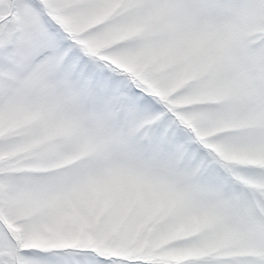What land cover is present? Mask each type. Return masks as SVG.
Returning a JSON list of instances; mask_svg holds the SVG:
<instances>
[{
	"label": "snow or ice",
	"instance_id": "1",
	"mask_svg": "<svg viewBox=\"0 0 264 264\" xmlns=\"http://www.w3.org/2000/svg\"><path fill=\"white\" fill-rule=\"evenodd\" d=\"M0 264H264V0H0Z\"/></svg>",
	"mask_w": 264,
	"mask_h": 264
}]
</instances>
